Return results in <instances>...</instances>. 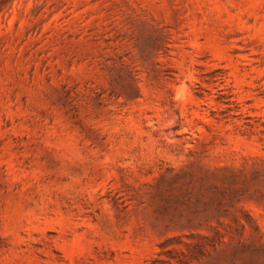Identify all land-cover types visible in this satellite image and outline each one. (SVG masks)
Masks as SVG:
<instances>
[{"label": "rangeland", "instance_id": "rangeland-1", "mask_svg": "<svg viewBox=\"0 0 264 264\" xmlns=\"http://www.w3.org/2000/svg\"><path fill=\"white\" fill-rule=\"evenodd\" d=\"M0 264H264V0H0Z\"/></svg>", "mask_w": 264, "mask_h": 264}]
</instances>
